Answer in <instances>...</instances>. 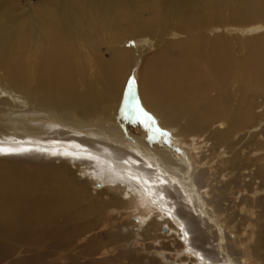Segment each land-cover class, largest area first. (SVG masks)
I'll return each instance as SVG.
<instances>
[{
    "label": "bare ground",
    "instance_id": "obj_1",
    "mask_svg": "<svg viewBox=\"0 0 264 264\" xmlns=\"http://www.w3.org/2000/svg\"><path fill=\"white\" fill-rule=\"evenodd\" d=\"M14 2L0 1L1 264L27 240L39 264H74L107 210L136 217L119 235L145 243L142 264H264V0ZM226 22L237 36L204 33Z\"/></svg>",
    "mask_w": 264,
    "mask_h": 264
},
{
    "label": "rangeland",
    "instance_id": "obj_2",
    "mask_svg": "<svg viewBox=\"0 0 264 264\" xmlns=\"http://www.w3.org/2000/svg\"><path fill=\"white\" fill-rule=\"evenodd\" d=\"M1 4H3L6 1H11V0H0ZM17 5L19 6V8H21L23 11H27V9H29V6H32L33 3L36 2V0H16ZM14 2V3H16ZM147 12V11H146ZM144 19H148L147 14H144ZM162 23V22H161ZM160 23V27L162 26V24ZM229 22H226V27L227 30H216L215 26L211 25L208 26L207 29L205 30V34L212 36L215 35L217 33L222 32L223 34H227L228 36H237L238 31L240 30V28L232 25V24H228ZM247 25V24H245ZM159 24L156 26V28L154 30L158 31ZM219 27V26H218ZM176 27L172 26L170 31V36H168V39L170 40H178L181 39L182 36L178 33H175ZM91 30H95V29H91ZM243 30V29H242ZM232 37V38H233ZM166 38V37H164ZM148 39V38H147ZM138 39H135V37H127L124 40L123 46L125 47H131L135 44H140V43H136ZM150 42H155V40H151ZM109 46V44H108ZM105 44L103 45V47H101V51L104 53V57L108 58L107 56V51L105 47ZM117 46V44H116ZM119 46V45H118ZM151 51V50H149ZM246 51H242L240 53V58H243L245 55ZM2 72L0 71V74ZM89 75H94L93 71H88ZM238 76V73H235V78ZM83 86L80 81L78 80V82H76V87H81ZM82 88V87H81ZM80 89V88H79ZM259 102L261 101L260 99L258 100ZM170 140V139H169ZM176 148L178 146H175ZM179 150H181L178 147ZM108 154V158H110L111 160V155ZM91 191L93 192V188L92 186H90ZM260 193H256V195H259ZM262 194V193H261ZM89 208V203L88 202H84L80 207L74 209L72 212L69 211L67 214V225H72L74 223V221L79 220L81 218H85L87 217V215L89 214L90 211H88L87 209ZM115 210H107L105 213V216L107 215H111L113 218L112 221L109 222V227L107 228V232H105L104 235L102 236H97L92 239V241L89 243V247L88 248H83L81 249L82 252H84V255L82 257H79L74 264H135L136 262H138L139 264H142V260L138 259L140 258V256H148L149 258L152 256L151 253H147L146 250H144L143 245L145 243H136L133 240H131L130 242H126L125 240H123L121 238V236L119 234H124V232L126 230H124V228L126 227L125 225H121V227H119L120 224H123L124 221H126L127 223H132L131 226L127 227L128 231H133L135 228V223L134 219L136 218L135 216L132 217H127L126 215L124 216H119L118 213L114 212ZM77 212H82L83 216L81 218H77L75 216V213ZM86 222V220L84 221ZM99 224V222H98ZM96 231V230H95ZM93 231V232H95ZM91 232V233H93ZM137 232V231H136ZM118 235H115L117 234ZM135 238H137L135 236ZM166 241V240H164ZM168 242V241H166ZM165 242V243H166ZM31 243V240H27V241H19L17 242V244H15L14 248L17 252L16 257L14 258V262L16 264H39V258H38V249L35 248L33 245L28 244ZM9 242L7 244H5L4 249L7 248ZM27 246H30L31 249H28ZM158 246V245H155ZM0 247H3V244L0 245ZM105 247H109V248H116L115 254L120 253V256L114 255L112 256L111 254L107 253L104 256L101 255L102 252H105ZM134 250L136 253L134 256H132L131 253H129V250ZM26 250H29V252H26ZM89 253H93L94 255H88ZM79 256V255H78ZM169 256V255H168ZM153 257V256H152ZM7 261L9 260L8 254L6 252V250H0V264L3 263L2 261ZM144 262V261H143ZM161 264H175L174 259H171L170 256L168 257V259L166 261H163L162 259H160ZM259 262H255V264H258ZM6 264H8V262H6ZM64 264H68V263H64Z\"/></svg>",
    "mask_w": 264,
    "mask_h": 264
},
{
    "label": "snow or ice",
    "instance_id": "obj_3",
    "mask_svg": "<svg viewBox=\"0 0 264 264\" xmlns=\"http://www.w3.org/2000/svg\"><path fill=\"white\" fill-rule=\"evenodd\" d=\"M132 82H133V81L130 79V80H129V90L131 89V84H132ZM136 111H137L138 113L143 112V110H142L138 105H137V107H136ZM143 115H144L146 118L151 119V117H149L147 113H143Z\"/></svg>",
    "mask_w": 264,
    "mask_h": 264
}]
</instances>
